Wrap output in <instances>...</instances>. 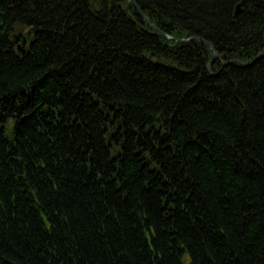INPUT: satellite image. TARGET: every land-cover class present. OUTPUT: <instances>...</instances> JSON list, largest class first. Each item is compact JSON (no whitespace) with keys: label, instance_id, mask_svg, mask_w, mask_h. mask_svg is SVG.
Listing matches in <instances>:
<instances>
[{"label":"trees","instance_id":"1","mask_svg":"<svg viewBox=\"0 0 264 264\" xmlns=\"http://www.w3.org/2000/svg\"><path fill=\"white\" fill-rule=\"evenodd\" d=\"M263 50L264 0H0V264H264Z\"/></svg>","mask_w":264,"mask_h":264},{"label":"water","instance_id":"2","mask_svg":"<svg viewBox=\"0 0 264 264\" xmlns=\"http://www.w3.org/2000/svg\"><path fill=\"white\" fill-rule=\"evenodd\" d=\"M139 16L142 18V19H144L145 20V22H146V24L148 25V26H150L152 29H155L156 30V27L154 26V25H151L142 15H141V13H139ZM160 35L163 37V38H165V39H167V40H173L174 42H176V43H181V44H184V43H188V42H191V41H193V40H197V41H200L201 43H204L205 44V42L203 41V40H201V39H198V38H189V39H185V40H176V39H173V38H171V37H169V36H167V35H165V34H163V33H160ZM207 47H208V49L209 50H212V47L209 45V44H205ZM264 54V50L259 54V56L257 57V59L258 58H260L262 55Z\"/></svg>","mask_w":264,"mask_h":264},{"label":"bare ground","instance_id":"3","mask_svg":"<svg viewBox=\"0 0 264 264\" xmlns=\"http://www.w3.org/2000/svg\"><path fill=\"white\" fill-rule=\"evenodd\" d=\"M13 36H14V33H13ZM23 37V36H21V35H18L17 33L15 34V36L14 37ZM24 39V38H23ZM32 40H33V38H30L29 39V41H26V40H23L24 42H25V45H26V47H30V45H31V42H32ZM10 42L11 43H14L15 42V40H13V38L12 39H10ZM17 45L18 44H14L13 45V49L15 50L16 48H17ZM110 138H113V136H111ZM112 145H115V143H111ZM112 145H110V144H107V145H104V149L107 151L108 150V154H111L112 152H113V150H115L116 148H112ZM39 204H40V202H38ZM3 205H5V203L2 201V199H1V194H0V206L2 207ZM163 205H165V202L163 203Z\"/></svg>","mask_w":264,"mask_h":264},{"label":"rangeland","instance_id":"4","mask_svg":"<svg viewBox=\"0 0 264 264\" xmlns=\"http://www.w3.org/2000/svg\"><path fill=\"white\" fill-rule=\"evenodd\" d=\"M136 8H138V7H136Z\"/></svg>","mask_w":264,"mask_h":264}]
</instances>
